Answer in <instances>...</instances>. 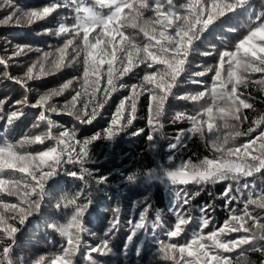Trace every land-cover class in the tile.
Segmentation results:
<instances>
[{"label":"trees","instance_id":"obj_1","mask_svg":"<svg viewBox=\"0 0 264 264\" xmlns=\"http://www.w3.org/2000/svg\"><path fill=\"white\" fill-rule=\"evenodd\" d=\"M52 1L0 0V264H264V0Z\"/></svg>","mask_w":264,"mask_h":264},{"label":"bare ground","instance_id":"obj_2","mask_svg":"<svg viewBox=\"0 0 264 264\" xmlns=\"http://www.w3.org/2000/svg\"><path fill=\"white\" fill-rule=\"evenodd\" d=\"M49 2H50V1H49ZM51 3H54V0H53ZM51 3H50V4H51ZM233 113H234V112H233ZM231 114H232V112H231ZM234 114H236V113H234ZM233 116H234V115H233ZM233 116H232V117H233ZM237 116H238V115H237ZM239 119H240V118H239ZM234 121H235V120H234ZM17 148H18V147H17ZM24 152H26V151H24ZM29 152H30V151H29ZM18 153H19V152H18ZM22 153H23V152L21 151V154H22ZM12 154H13V153H12ZM14 154H15V153H14ZM23 154H24V153H23ZM27 154H29V153H27ZM27 154L25 153L24 155L27 156ZM24 155H23V158H26V157H24ZM29 155H30V157L32 156L31 153H30ZM19 156H20V155H19ZM17 157H18V155H17ZM28 157H29V156H28ZM30 157H29V158H30ZM35 157H36V156H35ZM13 158H15V157H13ZM29 158H27V159H25V160H23L22 158H20V162H22V160L25 161V163H26V161H29V160L32 161V159H31V158L29 159ZM36 158H37V157H36ZM18 159H19V158H17L16 160H18ZM35 160H36V159H35ZM17 162L19 163V160H18ZM25 163H24V164H25ZM20 164L23 165L22 163H20ZM17 165H18V164H17ZM54 165H55V164H54ZM51 166H52V165H51ZM17 167H20V165H18ZM15 168H16V167H15ZM43 169H45V168H43ZM53 169H55V168H53ZM53 169H52V170H53ZM21 170H22V169H21ZM10 171H11V169H10ZM45 171H46V169H45ZM22 172H23V171H22ZM41 172H42V171H41ZM41 172H39V174H40ZM46 172H47V171H46ZM49 172H50V171H49ZM49 172H48V173H49ZM43 174H44V172H43ZM44 175H45V174H44ZM40 176H41V174H40ZM42 176H43V175H42ZM46 176H47V175H46ZM43 177H44V176H43ZM111 196H112V195H111ZM119 200H120V199H119ZM117 204H118V203H117ZM121 204H122V203H121ZM123 204H124V203H123ZM134 206H135V205H134ZM121 207H122V206H121ZM143 207H144V206H143ZM123 208H124V207H123ZM136 208H137V207H136ZM117 209H118L119 213H120V210H122V209L119 210V208H117ZM137 209H138V208H137ZM125 210H126V209H125ZM130 210H131V209H130ZM145 210H148V208L145 209ZM132 211H133V210H132ZM121 212H122V211H121ZM138 212H140V211L138 210ZM141 212H142V211H141ZM119 213H118V214H119ZM129 213H131V212L129 211ZM120 214H121V213H120ZM141 214H142V213H141ZM149 214H150V213H149ZM122 215H123V214H122ZM142 215H143V214H142ZM119 216H120V215H119ZM147 216H148V215H147ZM140 217H141V216H140ZM144 217H145V216H144ZM149 217H150V216H149ZM141 219H143V218H141ZM143 220H144V219H143ZM149 222H150V221H149ZM142 223H143V221H142ZM146 223H147V222H146ZM147 226H148V224H147ZM140 228H141V226H140ZM144 229H145V228H144ZM245 240H246V239H245ZM241 252H242V251H241ZM235 254H236V253H235ZM238 256H239V255H238Z\"/></svg>","mask_w":264,"mask_h":264},{"label":"rangeland","instance_id":"obj_3","mask_svg":"<svg viewBox=\"0 0 264 264\" xmlns=\"http://www.w3.org/2000/svg\"><path fill=\"white\" fill-rule=\"evenodd\" d=\"M179 174V173H178ZM180 175V177L183 175V174H179ZM193 176V175H192ZM183 177V176H182Z\"/></svg>","mask_w":264,"mask_h":264}]
</instances>
